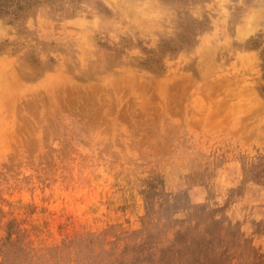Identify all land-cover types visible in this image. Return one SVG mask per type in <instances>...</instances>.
I'll list each match as a JSON object with an SVG mask.
<instances>
[{"label": "rangeland", "instance_id": "1", "mask_svg": "<svg viewBox=\"0 0 264 264\" xmlns=\"http://www.w3.org/2000/svg\"><path fill=\"white\" fill-rule=\"evenodd\" d=\"M0 264H264V0H0Z\"/></svg>", "mask_w": 264, "mask_h": 264}]
</instances>
